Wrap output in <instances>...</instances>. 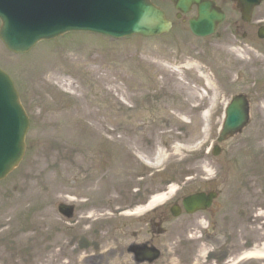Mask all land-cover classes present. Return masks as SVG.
<instances>
[{
    "label": "rangeland",
    "instance_id": "1",
    "mask_svg": "<svg viewBox=\"0 0 264 264\" xmlns=\"http://www.w3.org/2000/svg\"><path fill=\"white\" fill-rule=\"evenodd\" d=\"M154 1L176 24L160 38L116 40L73 33L40 43L24 55L11 53L0 42V66L12 74L31 119L25 156L0 182V264H133L123 236L115 229L107 232V226L127 221L120 220L119 206L143 204L173 186L179 188L178 195L182 186L188 190L205 183L204 178L223 176L220 167L229 148H242L250 140L256 146L247 151L256 158L264 151V56L257 57L249 42L252 38L264 54V39L252 33L256 19L264 15V4L240 34L230 33L235 27L227 21L221 27L225 37L217 39L194 36L187 22L176 18L171 0ZM230 15L239 18L235 12ZM246 33L250 39L244 38ZM187 61L200 64L214 88ZM50 71L56 76L46 82ZM102 76L99 83L107 103H95L96 114L88 115L86 101L100 96L96 78ZM241 92L251 100V122L237 137L236 147L230 141L224 153L213 158L202 112L215 96L227 99ZM74 95L80 105H75ZM43 120H49L48 125ZM53 120L57 123L51 124ZM221 123L217 120L218 126ZM202 139L208 145L199 150ZM141 156L167 161L147 168ZM250 180L231 177L232 202L249 206L253 223L262 220L264 226V193H257L259 186ZM62 201L77 205L75 218L68 220L58 212ZM30 229L36 241H24Z\"/></svg>",
    "mask_w": 264,
    "mask_h": 264
},
{
    "label": "water",
    "instance_id": "2",
    "mask_svg": "<svg viewBox=\"0 0 264 264\" xmlns=\"http://www.w3.org/2000/svg\"><path fill=\"white\" fill-rule=\"evenodd\" d=\"M178 10L188 12L199 5L190 27L199 36L214 33L225 16L202 0H173ZM244 18L262 0H240ZM3 25L0 38L12 51L28 52L40 39H52L69 30H89L115 37L140 34L161 35L172 25L165 12L151 0H0ZM68 19L70 22H68ZM261 36L262 35L261 33ZM244 96H238L227 112L222 138L241 130L248 122ZM25 113L9 75L0 69V180L7 177L25 154L29 128ZM59 211L72 216V207L60 204Z\"/></svg>",
    "mask_w": 264,
    "mask_h": 264
},
{
    "label": "flooded vegetation",
    "instance_id": "3",
    "mask_svg": "<svg viewBox=\"0 0 264 264\" xmlns=\"http://www.w3.org/2000/svg\"><path fill=\"white\" fill-rule=\"evenodd\" d=\"M205 1L225 11L235 4L232 0ZM193 7L197 10V6ZM242 21L241 17L231 19V23L237 26L244 23ZM250 162L248 153L229 155L221 164L224 172L222 177L188 188L167 208L145 215L141 224L132 221L114 227L116 233L125 239L126 256L133 264H264V258L252 261L254 251L264 253V232L256 230L254 213L249 206L243 207L240 203L235 205L232 202L233 186L229 183L231 177L248 180L242 177L244 174L248 177L246 173L239 175V168L243 166L251 171ZM252 178L253 182L260 185L258 176L252 175ZM211 191L216 192V197L207 209L187 211L184 200L188 196ZM144 195L143 192L141 196L144 198ZM136 205L126 204L125 207ZM172 205L180 207L178 217L172 215ZM251 227L255 232L251 231ZM168 253L171 254L170 259Z\"/></svg>",
    "mask_w": 264,
    "mask_h": 264
},
{
    "label": "bare ground",
    "instance_id": "4",
    "mask_svg": "<svg viewBox=\"0 0 264 264\" xmlns=\"http://www.w3.org/2000/svg\"><path fill=\"white\" fill-rule=\"evenodd\" d=\"M242 49V48H241ZM237 51H240L239 52V55L241 56V57H245V54L243 53V52H241V50H238L237 49ZM256 53V56L258 57H260L261 55H260V53L259 52H255ZM252 56V55H251ZM250 56V57H251ZM37 61H39L40 59H36ZM195 63V64H194ZM194 63H192V62H189V61H187L186 62V64H190V65H192V66H194V67H196L198 70H199V72H200V76L206 81V84L209 86V87H213V84H212V82H211V79H210V77H209V75L207 74V72L206 71H204V68L203 67H201V65L200 64H198V63H196V62H194ZM170 67L171 68H173V66H171L170 65ZM180 70V69H179ZM175 71H178V69H175ZM181 72L179 71V74H180ZM48 74V76H47V78H46V82H49L52 78H54L55 76H56V73L55 72H52V71H50V72H48L47 73ZM100 79V80H99ZM101 80H104V76H102V77H99V78H96V87H97V90H100V96H97L95 99H88L87 101H86V106H87V108H89L90 110H91V112H90V114H88V112H87V114L88 115H93V114H96V112H93V106L94 105H96L95 103H99V102H103V103H107L106 102V93L104 92V90H102V84L101 83H99V82H101ZM49 83H45L44 85L45 86H47ZM62 85H65V83H62ZM67 85V84H66ZM109 93H110V91H109ZM77 95V94H76ZM76 95H74L73 97H74V99L76 100V106L77 105H80L78 102H79V100H80V98L79 99H77L78 97L76 96ZM109 98V97H108ZM110 99V98H109ZM110 103H112V99L110 100ZM110 103H108V105L107 106H103L102 107V109H101V112L102 113H104V112H106V110H108V108H109V104ZM74 108V107H73ZM76 110H78V109H76ZM78 111H80V110H78ZM205 115H207V112L205 113ZM43 122V125L45 126V125H48V123H49V120H43L42 121ZM53 123H57V121H51V124H53ZM42 125V126H43ZM91 128V127H90ZM93 128V127H92ZM163 154H164V152L163 153H161L160 154V156H163ZM143 159H145V157L144 156H141ZM154 161V159H152V162ZM174 191H175V186H173V187H171L170 188V191H169V193L167 194V195H164V194H162V195H157V196H155L154 198H153V200H152V203L150 204L151 206H153V205H156V204H158V203H160V202H162L165 198H166V196H168V195H172L173 193H174ZM210 203L213 201V196L210 194ZM25 227V229H29V227H30V225H26V226H24ZM36 239V236H34L32 233H31V229H30V231L29 232H25V235H24V241L26 240V241H36L35 240ZM55 260V259H54Z\"/></svg>",
    "mask_w": 264,
    "mask_h": 264
}]
</instances>
